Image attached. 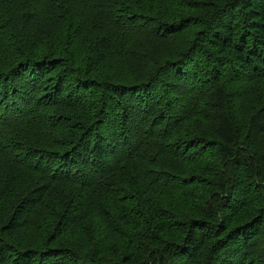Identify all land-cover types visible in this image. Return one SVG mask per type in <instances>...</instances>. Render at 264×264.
Masks as SVG:
<instances>
[{
	"label": "trees",
	"instance_id": "1",
	"mask_svg": "<svg viewBox=\"0 0 264 264\" xmlns=\"http://www.w3.org/2000/svg\"><path fill=\"white\" fill-rule=\"evenodd\" d=\"M0 264H264V0H0Z\"/></svg>",
	"mask_w": 264,
	"mask_h": 264
},
{
	"label": "rangeland",
	"instance_id": "2",
	"mask_svg": "<svg viewBox=\"0 0 264 264\" xmlns=\"http://www.w3.org/2000/svg\"><path fill=\"white\" fill-rule=\"evenodd\" d=\"M130 72H133V71L127 70V72H126V69H124L122 67H113V69H105L102 72L103 73V76L101 75V77H105V76L108 75V76L111 77V80H117L118 79L117 77H118L119 73H128L129 75H131ZM56 134L58 135L59 133L56 132ZM31 137L34 138L35 145H40V143L43 141V134H40V133H38V134H30L29 135V138H31Z\"/></svg>",
	"mask_w": 264,
	"mask_h": 264
}]
</instances>
